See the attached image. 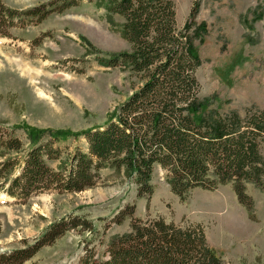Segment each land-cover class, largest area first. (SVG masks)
Here are the masks:
<instances>
[{"label":"rangeland","instance_id":"374dc122","mask_svg":"<svg viewBox=\"0 0 264 264\" xmlns=\"http://www.w3.org/2000/svg\"><path fill=\"white\" fill-rule=\"evenodd\" d=\"M2 1L18 10L39 5L52 10L41 22L14 28L12 38L0 39V128L13 130L24 148L31 128L46 136L103 125L144 83L128 64L104 66L103 60L133 49L123 35L125 18L108 11L109 0ZM170 1L178 30L196 2L195 21L207 27L194 41L201 58L195 70L197 97L208 102L206 114L217 118L237 112L245 119L249 111L264 112V0ZM62 4L69 7L59 12ZM257 142L264 166V137ZM59 145L87 151L84 136ZM100 175L97 185L80 192L49 191L16 200L0 191V252L34 242L63 217L79 216L94 229L68 231L24 264L108 258L110 241L130 230V218L121 224L114 220L133 206V216L144 221L163 218L183 229L200 226L222 264H264V171L258 182L244 183L251 209L240 202L232 181L219 183L211 166L207 178L213 187L193 188L184 199L160 164L153 168L151 195L139 196L123 169L106 166Z\"/></svg>","mask_w":264,"mask_h":264},{"label":"trees","instance_id":"16d2710c","mask_svg":"<svg viewBox=\"0 0 264 264\" xmlns=\"http://www.w3.org/2000/svg\"><path fill=\"white\" fill-rule=\"evenodd\" d=\"M198 5L178 30L170 0H109L108 11L125 18L123 35L133 49L103 60L104 66L128 64L144 83L116 115L81 132L58 130L43 136L31 128L24 148L13 130L0 128L3 195L26 200L49 191L80 192L97 185L106 166L123 169L137 184L139 196L151 195L153 168L160 164L170 172L173 191L184 199L193 188L213 187L207 178L211 166L219 183L232 181L240 202L251 209L244 183L258 182L264 171L257 142L264 137V112L249 111L245 119L237 112L217 118L206 114L208 102L197 97L195 77L201 58L194 41L207 28L195 21ZM61 7L59 12L69 6ZM51 11L46 5L18 10L0 0V39L12 38L14 28L41 22ZM80 136L87 151L59 145ZM133 214L134 207L128 206L116 216L118 224L130 218V230L110 241L108 258L85 264H222L207 247L200 226L183 229L163 218L144 221ZM78 228L94 229L82 217H63L34 242L0 252V264H24L43 246Z\"/></svg>","mask_w":264,"mask_h":264},{"label":"bare ground","instance_id":"6f19581e","mask_svg":"<svg viewBox=\"0 0 264 264\" xmlns=\"http://www.w3.org/2000/svg\"><path fill=\"white\" fill-rule=\"evenodd\" d=\"M1 49V48H0Z\"/></svg>","mask_w":264,"mask_h":264}]
</instances>
